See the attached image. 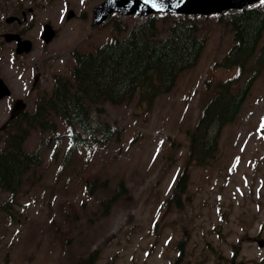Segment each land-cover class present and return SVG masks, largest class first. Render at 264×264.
Returning <instances> with one entry per match:
<instances>
[{"label":"rangeland","instance_id":"rangeland-1","mask_svg":"<svg viewBox=\"0 0 264 264\" xmlns=\"http://www.w3.org/2000/svg\"><path fill=\"white\" fill-rule=\"evenodd\" d=\"M101 1H24L36 5L38 20L58 34L25 62L0 66L3 80L10 75L4 82L14 97L24 96L17 88L38 70L42 78L32 99L38 91L50 93L56 76H70L74 52H92L123 36L115 23L130 29L139 21L113 14L93 27L92 8ZM64 8L74 10V18L66 20ZM196 22L204 40L198 62L149 108L139 104L137 93L120 104H102L104 119L120 130L118 139L67 155V127L58 122L55 133L30 131L23 146L27 152L41 149V164L38 177L20 186L10 215L0 212V264H74L91 253L93 264H264V248L256 244L264 239V67L234 120L218 133L214 160L207 167L189 162L187 131L215 85L238 77L237 68L215 65L233 44L230 25L219 15ZM263 40L264 31L257 49ZM38 51L36 65L31 61ZM246 79L240 75L235 86ZM8 100L0 102V149ZM185 168L186 188L170 199ZM120 180L125 190L107 207ZM9 198L0 193V203Z\"/></svg>","mask_w":264,"mask_h":264},{"label":"trees","instance_id":"trees-1","mask_svg":"<svg viewBox=\"0 0 264 264\" xmlns=\"http://www.w3.org/2000/svg\"><path fill=\"white\" fill-rule=\"evenodd\" d=\"M220 17L231 26L234 42L218 65L236 67L237 79L240 75H247V79L238 87H233L237 79L218 83L196 125L188 131V161L200 167L214 159L220 129L234 119L253 79L264 67V40L257 49L264 31V4L228 11ZM197 25L195 17L151 15L141 19L125 37L105 42L94 52L76 53L71 77L55 78L51 93L43 95L37 108L8 132L0 150V193L16 192L29 172L38 177L40 155L23 149L31 129L52 132L58 119L69 127L76 148L118 138L120 130L104 119L102 104L121 103L138 92L139 104L149 108L159 94L173 86L180 72L197 62L204 47ZM114 28L122 31L125 26L115 23ZM187 181L185 168L170 199L184 192ZM122 186L120 181L116 194L122 193ZM174 202L180 205L178 198ZM91 259H79L78 263Z\"/></svg>","mask_w":264,"mask_h":264},{"label":"flooded vegetation","instance_id":"flooded-vegetation-1","mask_svg":"<svg viewBox=\"0 0 264 264\" xmlns=\"http://www.w3.org/2000/svg\"><path fill=\"white\" fill-rule=\"evenodd\" d=\"M24 1L25 0H0V66H2L3 63H12L13 61H19L21 59L25 62L24 59H26L34 50L36 52L37 47L42 48L43 42L41 40V32L43 23L37 18V7L36 5L32 7L25 6ZM11 16H13L14 19L7 20V18ZM6 34L18 35L22 40H29L31 43L30 51L18 55L16 53L17 39L14 37L11 40H7L4 36ZM57 34L58 32L56 29L54 38L57 37ZM33 59L34 61L31 62L36 63V65L40 62V51L35 54ZM9 77L10 75L4 76V80H6V78L9 79ZM41 78V72L39 70L35 71L32 74H29L27 80H22L21 88H17L19 92H24L22 99L26 104V111L33 110L37 107L36 100L41 91L36 93L34 99H32V91L40 82ZM18 98L19 97H14L13 94H11L10 97L1 99L0 102L9 99L7 107H11L13 102ZM25 112L20 113L11 120L14 122ZM5 127L6 126L3 125V128Z\"/></svg>","mask_w":264,"mask_h":264},{"label":"water","instance_id":"water-1","mask_svg":"<svg viewBox=\"0 0 264 264\" xmlns=\"http://www.w3.org/2000/svg\"><path fill=\"white\" fill-rule=\"evenodd\" d=\"M258 0H104L93 9L92 24L98 25L105 22L109 15L116 11L124 15L137 14L148 15L158 12H174L185 15L222 13L228 9H241ZM72 12L68 13V17ZM48 41L52 37L49 25H45L43 35ZM9 39V37H8ZM30 44L28 41L18 42L17 52L28 51ZM7 86L0 79V98L8 95ZM24 107L21 100H17L13 106L11 116L21 111ZM259 246H264V240L258 242Z\"/></svg>","mask_w":264,"mask_h":264},{"label":"snow or ice","instance_id":"snow-or-ice-1","mask_svg":"<svg viewBox=\"0 0 264 264\" xmlns=\"http://www.w3.org/2000/svg\"><path fill=\"white\" fill-rule=\"evenodd\" d=\"M145 3H148V0H145ZM262 3H264V0H262Z\"/></svg>","mask_w":264,"mask_h":264}]
</instances>
